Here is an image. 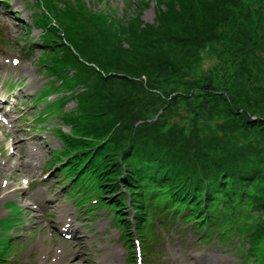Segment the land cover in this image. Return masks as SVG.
I'll list each match as a JSON object with an SVG mask.
<instances>
[{"label": "trees", "instance_id": "trees-1", "mask_svg": "<svg viewBox=\"0 0 264 264\" xmlns=\"http://www.w3.org/2000/svg\"><path fill=\"white\" fill-rule=\"evenodd\" d=\"M81 2L77 0L72 7L68 0H45L56 25H46L49 35L43 46L49 48L50 63L56 65L62 59L74 71L75 84L87 88L81 98L87 120L77 130L100 140V188L123 212L126 203L120 184H124L132 195L139 224L148 215V198L165 195L172 204L187 208V218H210L214 231L237 216L238 229L251 233L250 254L256 256L258 264H264V223L260 221L257 226L247 219L251 212L264 211V116H257L252 108L240 107V97L235 98L229 89L217 92L229 98L231 120L227 125L240 134L242 142L239 137L232 141L229 134L197 140L192 134L187 137L178 123L166 129L156 117L146 116L147 108L156 105V77L171 66L169 56L148 59L149 53L154 54L151 50L163 49L154 37H160L158 30L169 16L183 9V25L180 31H173L172 38L177 44L190 43L187 49L219 38L222 27L231 26L236 32L233 41L242 50L254 54L259 51L264 57V31L250 25L254 23V9L244 0H159L154 30L142 19L145 2L134 4L136 11L123 15V21L113 15L112 9L94 13ZM261 2L264 0L258 4ZM257 15L262 22L261 8ZM165 32L168 38V30ZM131 40L141 48L131 51L129 59L123 49ZM129 61L134 70L118 71L123 64H131ZM115 80L117 86L113 87L110 81ZM118 80L125 84V91ZM199 86L217 90L212 81L200 82ZM174 98L167 95L168 100ZM68 144L82 143L69 140ZM156 188L159 190L152 193Z\"/></svg>", "mask_w": 264, "mask_h": 264}, {"label": "rangeland", "instance_id": "rangeland-1", "mask_svg": "<svg viewBox=\"0 0 264 264\" xmlns=\"http://www.w3.org/2000/svg\"><path fill=\"white\" fill-rule=\"evenodd\" d=\"M153 1L156 0L148 1L149 7L146 8L145 12H143L142 19L146 24L153 26L154 30H157L156 4ZM260 1L261 0H244V3L251 5V8L254 9V13L251 15L252 22L254 23L250 24L251 27L253 29L257 28V31L259 32H263L264 18L262 22H259V16L257 15L259 8L263 10L264 15V2L258 4ZM86 2H88V0H86ZM129 2L130 0H105L103 6L108 4L113 5V7L116 8V12L121 14L125 12V7L134 10L132 5L129 7ZM33 3L34 0L8 1V10L9 12L10 10L12 11L10 14L14 17L13 13L17 12L19 13L20 18H10L11 37L13 39L18 37L17 40H27L28 36L26 35L25 25L33 26V29L30 32L31 35L29 36V40L32 38H38L41 34V31L34 27ZM234 9L236 10L237 7L234 6ZM244 16L247 17V15ZM183 18V9H178L173 15L166 19L161 30H158L161 31L160 37H154L158 39L156 45L160 44L159 46L163 47V49L155 52V50L152 51L150 48V52H154V54L149 53L148 59L158 56L162 58L169 56L171 58V66L169 67L168 72L160 77H156L155 84L159 90L158 92H154L157 96V101H155L156 105H153L152 107L149 106L147 108L146 116L150 118L156 117L160 123L165 125L166 129L178 123L180 124V127L185 130V133L188 135L187 137L192 134L195 138H197V140L204 139L210 135L229 134L230 138L232 137V141H235L236 138L239 137L240 142H242L243 139L240 134L237 131L234 132L231 130V127L227 125V123L231 120V113L229 112L228 107L229 98L217 91H225L224 89H229L235 98L240 97V102L237 101L240 107L252 108L251 110L254 111L257 116H264V57L260 56L259 51H256L254 54V51H250V53H248L246 50H242V46L233 41L235 39L236 32L231 29V26L222 27V34L219 38H215L213 41L207 43L203 42L198 44L195 48L192 47L193 49H187L190 43L177 44V42L172 38L173 31H180L182 27L181 25H183L182 23L184 22ZM193 23L194 21L189 25H193ZM22 24L23 28H21ZM166 30H168V38L165 34ZM261 41H264V38H262ZM23 43L25 42L17 43L18 45L14 44L13 49L20 47ZM124 47L123 52L127 53L129 59L132 58L131 51L141 48L138 44H134L133 40L125 43ZM152 49H154V47ZM42 55L47 56L50 60L51 54L41 46L34 54L32 53L27 57H24L28 60L27 65L33 66V71L25 76H15V78H23L22 83L28 81L32 77L29 80V87L33 90L32 93H36L41 89L42 85H45L47 81H50L47 77L42 78L40 76L42 69H38L36 67V61L38 57ZM130 63L131 64L128 63L127 65L123 64L118 71H122L124 69L134 70L135 66L132 65L133 62ZM5 75L7 76L8 74H3V77H6ZM119 75L123 76L122 74ZM209 77L213 78L206 80V78ZM128 78L132 79L129 76ZM145 78L146 77L144 76L143 79L145 80ZM118 81L123 85L125 91L126 87L123 81ZM209 81H212V84L217 90L204 89L199 86L200 82L208 83ZM110 84L113 87L117 86V80L110 81ZM28 90L29 89H24V92H28ZM168 94H172V97L175 98L173 100H168ZM45 105V103H42L35 106L34 112H37V117L44 109ZM74 106V103H70L67 106L66 111L74 108ZM40 127L41 131L48 135L47 133H53L54 129L64 127V124L59 117H54L49 120L40 121ZM248 140L252 141L253 139L250 137ZM53 145L55 147L59 145L60 147L61 142H55ZM262 146L264 147V144H262ZM48 155L49 154H47L46 159L48 158ZM71 195L73 197L78 196L79 192L74 189L71 192ZM80 199L84 200L85 195L80 197ZM247 219H252L253 223L257 226L260 221L263 224L264 211L251 212L248 214ZM102 225L107 227L105 223ZM229 226H232V224ZM235 229L239 231L241 239L239 242L233 241L232 244L238 246V243H240L242 247H245L244 252L249 255L251 246L250 232L245 230L241 231L237 227ZM232 234L234 236L238 234V232L234 230ZM239 235L238 238H240ZM169 242V245L168 243L164 244V262L172 264L176 262L177 255H182L185 246H183L184 240L179 237L177 239H173V236H171ZM193 250L197 252H207L205 259L204 257H201L202 263L208 262V259L210 258L212 262H218L219 264H225L227 262L246 264L243 263L240 255H235V251L230 254H225L222 257V260L218 261L215 258V255L210 253L207 248Z\"/></svg>", "mask_w": 264, "mask_h": 264}]
</instances>
